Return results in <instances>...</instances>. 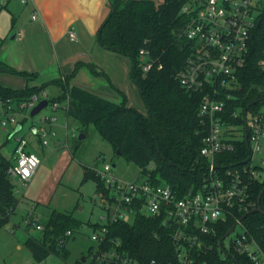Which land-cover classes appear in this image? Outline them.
Masks as SVG:
<instances>
[{
    "label": "trees",
    "instance_id": "16d2710c",
    "mask_svg": "<svg viewBox=\"0 0 264 264\" xmlns=\"http://www.w3.org/2000/svg\"><path fill=\"white\" fill-rule=\"evenodd\" d=\"M186 1L110 0L109 14L98 29L97 41L102 48L130 59L129 76L145 105L144 114L125 101L113 103L81 87L70 86L67 77L49 83L58 88L59 94L48 99L49 102L67 101L66 120L75 123L81 133L86 134V129L92 126L111 145L115 155L133 164L140 175L150 178L152 184H168L179 196L198 187L206 165L199 153L206 124L197 113L203 94L186 90L178 79L190 52L189 43L182 36L188 21L181 12ZM139 50H143L153 63L147 72L138 67ZM261 58H264V3L246 65L237 76V86L224 89L232 95L226 100L228 112L238 107L257 112L264 106V72L257 66ZM158 65L160 69H157ZM0 73L24 80L35 79L36 75L17 71L3 61H0ZM49 84L26 85L20 90L0 85V99L26 100ZM247 161L246 145L241 141L235 143L233 152L216 156L217 164L236 168L248 184L249 199L255 208L257 197L264 189V177L249 178L245 171ZM9 165L10 159L0 154V228L9 223V217L19 203L14 195L15 184L7 174ZM88 179L95 181L96 191L102 190L92 168L83 166V181ZM259 206L264 211V193ZM242 222L254 237L259 239L264 235V215L252 213ZM233 224L229 220L215 225V235L207 237L211 250L205 258L211 264H230L233 262L231 257L238 264H250L245 257L236 254H229L225 260L220 256L219 242ZM43 225L39 237L29 236L23 245L37 263L51 254L65 262L68 254L64 248L68 240L65 233L72 232L73 227L80 229L84 223L53 211ZM109 236L119 238L125 252L140 264H151V261L153 264H180L168 229L159 226L157 219L139 216L132 223H117L111 227ZM74 264H80V261Z\"/></svg>",
    "mask_w": 264,
    "mask_h": 264
},
{
    "label": "built area",
    "instance_id": "2783aa9c",
    "mask_svg": "<svg viewBox=\"0 0 264 264\" xmlns=\"http://www.w3.org/2000/svg\"><path fill=\"white\" fill-rule=\"evenodd\" d=\"M20 2L26 4V0ZM262 3L264 0H187L182 6L181 12L188 18L182 36L189 43L190 52L178 79L186 90L203 94L197 110L206 124L199 150L206 160L202 181L196 189L186 190L179 196L168 184H152L148 176L141 175L142 181H126L112 174L110 164L93 167L95 177L102 184V190L95 192L103 214L99 217L100 222L84 223L79 229L91 227L89 238L94 243L88 255L80 256L79 261L84 257L80 264H140L125 252L119 238L109 236L113 225L132 223L139 216L157 219L159 226L168 229L180 264H211L205 258L211 250L207 237L215 235V225L229 220L234 222L232 231L237 227L240 231L228 249L224 244L219 247L221 258L225 260L229 254H236L245 257L250 264H264V235L259 239L254 237L242 222L241 215L254 207L249 199L248 184L236 168L223 167L216 162V156L233 152L235 143L241 141L248 153L245 170L248 177H264L260 176L264 175V159L259 158L264 152V112L239 107L228 112L226 100L232 95L224 90L237 86V76L246 65L255 30L260 25ZM4 4L5 0H0V9ZM30 20H37V11H32ZM68 38L71 42L76 41L73 28L68 30ZM138 61L142 72L153 67L143 50L138 52ZM257 66L264 72V58ZM156 67L161 68L160 65ZM41 100H47L52 111L61 109L65 114L67 101L49 102L44 90L22 101L0 99V129L6 131L8 124L13 126V131L17 125L22 129L18 118L30 119V111ZM36 122L30 130L34 127L41 145L47 146L50 138L55 136L52 128L57 118L41 115ZM64 129L67 137V123ZM71 135L75 136L74 133ZM16 142L12 156L8 157L10 165L7 169L15 186L16 183L27 184L40 164L38 156L26 149L24 139L17 137ZM26 225L38 233L44 226L35 218ZM72 235L71 231L65 233L68 238ZM231 260L230 264H238L232 257Z\"/></svg>",
    "mask_w": 264,
    "mask_h": 264
},
{
    "label": "rangeland",
    "instance_id": "374dc122",
    "mask_svg": "<svg viewBox=\"0 0 264 264\" xmlns=\"http://www.w3.org/2000/svg\"><path fill=\"white\" fill-rule=\"evenodd\" d=\"M14 1L19 2L21 7L26 6L29 2L26 0V4H23L20 0ZM27 22H32L30 14L27 17ZM3 31H0V59L3 60L5 52L10 60L12 57L19 59L18 38L14 40L9 38L13 30L5 32V34ZM39 49H41L44 59L35 62L38 70L33 66L35 60H32L31 55L27 56L25 60L31 69L28 73H39L36 79L24 80L20 77L0 73V85L11 87V89L25 88L26 85L27 87L44 85L43 83L46 82V77L43 75L46 72L43 70L44 61L46 58L54 59L55 55L52 45L47 47L43 42ZM106 52L109 55L102 59L101 66L93 64L91 68L95 71L99 70L98 72L101 73L104 72V80L108 82H102V86L113 88L111 95L107 97L120 99L117 103L126 99L125 102L128 106L144 114L146 112L145 105L129 76L130 59L113 51L106 50ZM16 69L27 70L22 66ZM43 90L48 99L59 94L58 88L51 84ZM110 98L109 100L113 101ZM260 110L264 112V106ZM41 115H54L57 118V123L52 128L55 136L50 138L47 146H42L37 135L30 130L31 126H36V119ZM18 121L21 122L22 129L14 136L10 137L13 132V126L10 124L7 125L6 131L0 129V154L11 157L17 145L16 138L21 137L27 143L26 149L38 156L40 164L33 178L27 184L16 183L14 188V195L19 203L11 221L0 228V264H74L81 255H88L90 248L94 247V243L89 238L91 227L87 226L82 231H79L78 226L72 228L73 235L68 238L64 247L68 252L65 262L51 254L44 261L37 263L23 242L29 236L38 238L39 233L34 228L28 227L26 222L35 218L38 222L45 223L53 211L70 215L80 223L100 222L99 217L103 213L98 206L99 197L95 192L96 183L92 179L83 181V166L93 168L107 163L111 166L114 165L112 174L118 179L142 181L143 177L133 164L126 162L123 157L115 155L111 145L103 140L92 126L86 129L85 138L78 141L77 136L80 133L78 126L71 120H66L61 109L52 111L48 105L36 116L27 120L18 118ZM65 123L68 127L67 137H65ZM71 133H74L75 136L73 137ZM259 158L264 159V152L259 154ZM12 230L13 233H11ZM239 231L238 227L235 228L223 240L226 249L229 248L230 242ZM18 244L20 248L16 247Z\"/></svg>",
    "mask_w": 264,
    "mask_h": 264
},
{
    "label": "crops",
    "instance_id": "0c3cea01",
    "mask_svg": "<svg viewBox=\"0 0 264 264\" xmlns=\"http://www.w3.org/2000/svg\"><path fill=\"white\" fill-rule=\"evenodd\" d=\"M34 10L37 11V20L27 22V17ZM109 11L108 0H29L24 7L14 0H5L0 9V31L4 30V34L14 31L13 40L18 38L20 56L19 59L12 57L10 60L5 52L0 61L17 71L29 72L31 69L25 60L31 55L32 60H35L33 66L38 70L35 62L44 59L39 49L44 42L47 47L52 45L55 58H46L44 61L43 70L46 72L43 75L46 82L43 84L67 77L70 86L81 87L110 101L107 96L111 95L113 88L102 86V82H108L104 80V72L91 68L93 64L100 67L102 59L109 55L106 54L107 49L102 48L97 41L98 29ZM70 28L76 33L75 42L69 41ZM21 66L28 71L16 69ZM35 74L36 79L39 73ZM111 100L113 103L120 101L118 98ZM16 247L20 248L19 244Z\"/></svg>",
    "mask_w": 264,
    "mask_h": 264
},
{
    "label": "water",
    "instance_id": "95a60500",
    "mask_svg": "<svg viewBox=\"0 0 264 264\" xmlns=\"http://www.w3.org/2000/svg\"><path fill=\"white\" fill-rule=\"evenodd\" d=\"M10 39H13L14 38V31L11 33V35L9 36ZM47 106V100H41L39 101L33 108L32 110L30 111L29 113V116L30 118L34 117L35 115H37L42 109H44L45 107ZM21 129V125H17L14 129V131L11 133L10 137L17 133L19 130ZM31 132L33 134H35V128L32 127L31 128ZM85 138V134L83 133H79L78 136H77V140L78 141H81L82 139ZM117 154H119V152H116ZM112 167H114V165H112ZM264 193V189L261 190L260 194L258 195L257 197V205L255 208L251 209L250 211H248L245 215L242 216V218H244L246 215H249V214H252V213H259L261 215H264V211L261 210L260 206H259V200H260V197H261V194ZM233 227H231L229 230H227V232L225 233V235L223 236L222 240L225 239L229 234L230 232L232 231ZM222 240H220L219 242V247L222 248ZM81 262L84 261V257H81L80 259Z\"/></svg>",
    "mask_w": 264,
    "mask_h": 264
}]
</instances>
